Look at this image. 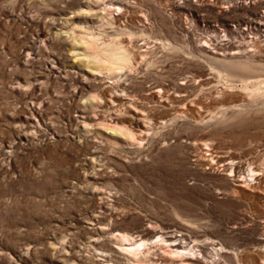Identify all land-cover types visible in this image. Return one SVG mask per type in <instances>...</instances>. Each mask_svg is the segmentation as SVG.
Here are the masks:
<instances>
[{
  "label": "rangeland",
  "instance_id": "rangeland-1",
  "mask_svg": "<svg viewBox=\"0 0 264 264\" xmlns=\"http://www.w3.org/2000/svg\"><path fill=\"white\" fill-rule=\"evenodd\" d=\"M262 165L264 0H0V264H264Z\"/></svg>",
  "mask_w": 264,
  "mask_h": 264
},
{
  "label": "bare ground",
  "instance_id": "bare-ground-1",
  "mask_svg": "<svg viewBox=\"0 0 264 264\" xmlns=\"http://www.w3.org/2000/svg\"><path fill=\"white\" fill-rule=\"evenodd\" d=\"M252 1H255V0H252ZM242 2H243V0H242ZM224 8H225V6H224ZM263 173H264V165H262L260 167V173L257 172V171L250 170V178H251V180L255 181V179H256L255 182L257 183L254 186L251 185L252 188H255L256 190H258L260 192V194L264 197V174ZM261 174H263V176H261ZM259 175H260V177H259ZM259 181H261V182H259ZM175 246L177 247L178 245H175ZM183 261H184V259H180L178 262L182 264Z\"/></svg>",
  "mask_w": 264,
  "mask_h": 264
}]
</instances>
